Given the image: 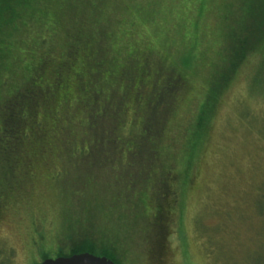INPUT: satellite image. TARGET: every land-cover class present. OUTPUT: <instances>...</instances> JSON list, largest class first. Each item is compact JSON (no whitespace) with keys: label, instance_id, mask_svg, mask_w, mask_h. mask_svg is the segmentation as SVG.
I'll return each instance as SVG.
<instances>
[{"label":"rangeland","instance_id":"1","mask_svg":"<svg viewBox=\"0 0 264 264\" xmlns=\"http://www.w3.org/2000/svg\"><path fill=\"white\" fill-rule=\"evenodd\" d=\"M101 1L55 0L73 7L59 26L105 28L96 45L105 40L125 62L148 54L147 86L135 89L140 79L118 61L102 67L108 79L96 76L97 100L90 91L72 103V81L56 126L64 150L39 152L29 168L15 156L0 188V264H39L83 240L105 244L119 264H264V54L252 51L219 80L229 37L254 0ZM217 79L215 105L196 132ZM82 114L95 129L78 121ZM132 141L143 147L127 154ZM143 196L155 209L148 218L138 210Z\"/></svg>","mask_w":264,"mask_h":264},{"label":"trees","instance_id":"2","mask_svg":"<svg viewBox=\"0 0 264 264\" xmlns=\"http://www.w3.org/2000/svg\"><path fill=\"white\" fill-rule=\"evenodd\" d=\"M106 1L101 2L105 5ZM64 6L68 10H65ZM72 11L73 7L70 4L60 5L58 2L55 3V0H0V188L5 184L9 185L8 176L15 168L13 167L15 156L20 158L21 166L29 168L39 152L60 153L64 150L58 137L63 129L59 127L58 132L56 126L68 113L64 110V103L69 104L71 100L65 95V91L70 90L72 81L77 85V94L72 103L75 101L82 103L77 97L90 91H95L92 96L97 100L101 93L94 84L97 80L96 76L104 79L102 67H111L115 61H118L122 73L130 72L133 79H140V82L134 86L135 89L138 87L141 90L139 86H147L145 79H148L150 69L146 57L148 54L141 53L138 58L130 55V58L126 59V62L129 60L126 65L125 60L120 59L118 55L112 57L108 49L111 45L105 44V40L102 46L96 45V39L103 38L105 28L97 30L88 28L82 31V26L60 27L64 17H68ZM146 11L143 9L142 12ZM248 11L250 15L246 17V25L236 37H229L230 47L221 61L223 67L219 76L220 82H228L252 51L259 50L264 54V0H254ZM140 14L141 12L135 13L138 20H141ZM252 14L257 15L256 20L250 18ZM226 38L227 36L224 37V42L228 41ZM54 40L59 45L52 48V44H55ZM102 40L100 39L101 42ZM252 42L254 45L251 44ZM108 78L109 76L104 80ZM131 82L133 84L135 81ZM213 82L212 85L217 84L218 87L213 86L207 90V97L201 106L195 125L196 132L206 127V122L204 123L206 112L212 111L215 105L214 97L221 86L218 85V79ZM135 89L133 88V91ZM138 91L136 90L135 96ZM91 106H96L95 109L99 108L95 103ZM103 109L104 107L97 109L98 114H94V118H102ZM72 118L73 116L70 115L68 119ZM81 119L83 122L86 116L82 114L78 117V121ZM86 121L88 120L86 119L84 123L85 125L88 123V129H95V126ZM143 126L144 131L138 133L139 140L146 139L144 133L147 132L146 128L150 124L144 122ZM96 130L98 132V129ZM120 140L123 141L121 137ZM136 143L134 141L130 144L126 143L127 154L137 150L138 147L141 150L143 145ZM94 146L96 151V145ZM85 147L86 153L94 152L88 145ZM168 174L174 175L172 172ZM5 196H1L0 200ZM142 209L147 218L155 211L149 196L142 197V204L138 210L142 211ZM98 211H101L100 206ZM99 213L109 217L106 215L109 213L106 209ZM83 253L104 257L114 264H119L114 250L105 244L100 246L87 240L74 242L68 249L59 248L57 251L44 253L41 260Z\"/></svg>","mask_w":264,"mask_h":264},{"label":"water","instance_id":"3","mask_svg":"<svg viewBox=\"0 0 264 264\" xmlns=\"http://www.w3.org/2000/svg\"><path fill=\"white\" fill-rule=\"evenodd\" d=\"M39 264H114L104 257H98L89 253L73 255L70 257L50 258Z\"/></svg>","mask_w":264,"mask_h":264}]
</instances>
